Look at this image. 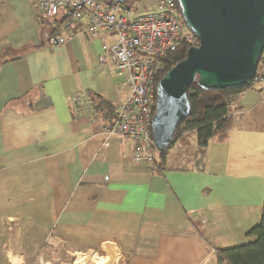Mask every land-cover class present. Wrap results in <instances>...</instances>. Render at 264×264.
Wrapping results in <instances>:
<instances>
[{"label":"crops","instance_id":"crops-1","mask_svg":"<svg viewBox=\"0 0 264 264\" xmlns=\"http://www.w3.org/2000/svg\"><path fill=\"white\" fill-rule=\"evenodd\" d=\"M34 4L0 0V264H64L66 254L216 264V249L252 241L264 204V80L238 97L228 137L199 159L187 133L165 168L136 163L133 146L103 130L130 94L124 76L85 21L61 12L43 23ZM53 34L69 39L51 47Z\"/></svg>","mask_w":264,"mask_h":264},{"label":"built area","instance_id":"built-area-1","mask_svg":"<svg viewBox=\"0 0 264 264\" xmlns=\"http://www.w3.org/2000/svg\"><path fill=\"white\" fill-rule=\"evenodd\" d=\"M147 1L150 0H35L34 6L44 21L61 12L70 22L85 21L83 31L102 42L104 55L130 87L129 96L116 106L113 122L103 130L108 136H122L133 146V161L153 164L158 150L152 131L158 78L165 74L169 52L182 39L192 46L198 45L199 39L187 27L175 0H151L152 7L139 12L138 8L145 7ZM108 34L116 36L111 44L106 40ZM68 39L56 34L46 44L58 46ZM261 60L264 61V51ZM263 80L259 69L251 83L256 86ZM242 93L228 97L232 113Z\"/></svg>","mask_w":264,"mask_h":264},{"label":"water","instance_id":"water-1","mask_svg":"<svg viewBox=\"0 0 264 264\" xmlns=\"http://www.w3.org/2000/svg\"><path fill=\"white\" fill-rule=\"evenodd\" d=\"M177 1L199 44L157 83L152 131L159 151L169 147L179 123L190 114L191 84L217 90L248 85L264 51V0Z\"/></svg>","mask_w":264,"mask_h":264},{"label":"trees","instance_id":"trees-1","mask_svg":"<svg viewBox=\"0 0 264 264\" xmlns=\"http://www.w3.org/2000/svg\"><path fill=\"white\" fill-rule=\"evenodd\" d=\"M103 1L109 2L110 0ZM122 1L130 3L134 0ZM175 1L176 8L181 14L180 4L177 0ZM39 18L44 23L40 15ZM192 45L193 43L182 39L177 47L169 52L166 58L165 73L185 58L187 50ZM261 62L262 60L259 67ZM161 77L158 78V81ZM250 87L255 86L250 83L242 87L217 90L204 88L197 81L191 84L188 88V98L191 105L190 114L179 123L175 137L169 147L164 151L157 150L153 164L159 168H165L168 164L167 158L170 150L177 142L184 141L187 133L196 134L198 153L201 155L205 154L206 147L211 141H224L228 137L235 118V113L229 109L227 99L230 95H238ZM97 102H101V105L106 103L102 99H98ZM247 236L253 240L237 246L216 249V264H264V204L260 222L248 230Z\"/></svg>","mask_w":264,"mask_h":264},{"label":"rangeland","instance_id":"rangeland-1","mask_svg":"<svg viewBox=\"0 0 264 264\" xmlns=\"http://www.w3.org/2000/svg\"><path fill=\"white\" fill-rule=\"evenodd\" d=\"M186 30V29H185ZM183 142H181L182 144ZM177 147L173 148L170 153H171V158L172 160H175L174 158V153H177V148L180 146L179 144L176 145ZM192 146V143H190L188 146H186V150H188L189 152H191V155H194L195 159H199L201 157V155L198 153V150H195L193 151V147ZM180 152H182V154L184 153H188L186 151H183V150H180ZM63 254V252H62ZM68 256V258L66 259V261H64V264H112V261H111V258L112 257H109V261H106V260H102V261H96L97 263L94 262V259H98V257H103V255H83V254H79L78 256H74L71 258V256L69 254H66ZM93 259V260H92ZM63 263V262H61Z\"/></svg>","mask_w":264,"mask_h":264}]
</instances>
